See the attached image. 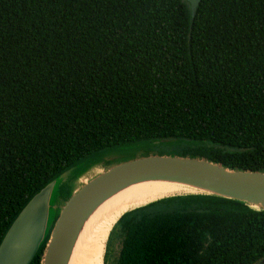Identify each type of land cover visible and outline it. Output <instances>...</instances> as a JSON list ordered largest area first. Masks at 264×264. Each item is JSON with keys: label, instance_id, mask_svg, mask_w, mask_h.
Wrapping results in <instances>:
<instances>
[{"label": "trees", "instance_id": "obj_1", "mask_svg": "<svg viewBox=\"0 0 264 264\" xmlns=\"http://www.w3.org/2000/svg\"><path fill=\"white\" fill-rule=\"evenodd\" d=\"M264 171V0H0V242L81 159L142 140ZM48 235L30 264H40ZM264 209L211 195L124 213L104 264H264Z\"/></svg>", "mask_w": 264, "mask_h": 264}, {"label": "water", "instance_id": "obj_2", "mask_svg": "<svg viewBox=\"0 0 264 264\" xmlns=\"http://www.w3.org/2000/svg\"><path fill=\"white\" fill-rule=\"evenodd\" d=\"M186 1L193 19L201 0ZM70 168L45 184L21 208L0 242V264H30L47 235L40 264H68L83 226L96 209L123 189L145 181L176 183L191 190L151 202L173 196L211 195L264 209V171L230 168L190 155H146L109 164L72 188L65 199L58 198L61 203L51 206L53 193L58 196L60 179ZM51 208L56 215L49 221Z\"/></svg>", "mask_w": 264, "mask_h": 264}, {"label": "bare ground", "instance_id": "obj_3", "mask_svg": "<svg viewBox=\"0 0 264 264\" xmlns=\"http://www.w3.org/2000/svg\"><path fill=\"white\" fill-rule=\"evenodd\" d=\"M191 191L183 185L164 181H145L131 185L103 202L86 221L68 264H104L109 232L125 211L155 199Z\"/></svg>", "mask_w": 264, "mask_h": 264}, {"label": "rangeland", "instance_id": "obj_4", "mask_svg": "<svg viewBox=\"0 0 264 264\" xmlns=\"http://www.w3.org/2000/svg\"><path fill=\"white\" fill-rule=\"evenodd\" d=\"M195 143L196 142L194 141L189 142V140L181 139H163L161 141L142 140L137 143H127L109 147L93 153L81 159L63 174L60 179L61 185L58 189V196L56 197L55 192L53 193L51 206L54 202L58 204L61 203L58 198H61V200L65 199V197L71 192L72 188L79 186L83 181H86L95 174L105 170L109 164H115L146 155H181V148L183 146H190ZM96 162L100 164H95ZM80 174H82L81 177H78ZM189 192L191 191H182L179 194H187ZM55 215L56 211L51 208L49 221H52Z\"/></svg>", "mask_w": 264, "mask_h": 264}]
</instances>
